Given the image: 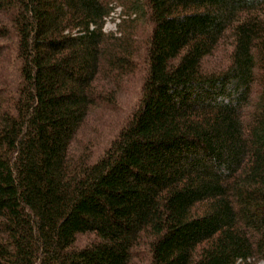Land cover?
<instances>
[{
    "label": "trees",
    "instance_id": "trees-1",
    "mask_svg": "<svg viewBox=\"0 0 264 264\" xmlns=\"http://www.w3.org/2000/svg\"><path fill=\"white\" fill-rule=\"evenodd\" d=\"M258 262L264 0H0V264Z\"/></svg>",
    "mask_w": 264,
    "mask_h": 264
},
{
    "label": "rangeland",
    "instance_id": "rangeland-1",
    "mask_svg": "<svg viewBox=\"0 0 264 264\" xmlns=\"http://www.w3.org/2000/svg\"><path fill=\"white\" fill-rule=\"evenodd\" d=\"M120 15V10L117 9L114 14L108 18L106 21L105 25V32L110 33V32H115L116 31V25L119 22V16ZM139 79L140 76L139 74L136 75L133 79H131V82L133 83L132 89L130 92H126L121 95L120 97V107L121 109L118 112L119 119L122 118L132 107L134 101L136 100L138 96V87H139ZM118 118V117H117ZM101 151H97V155L95 156V160L100 156ZM256 264H264V262H258Z\"/></svg>",
    "mask_w": 264,
    "mask_h": 264
}]
</instances>
